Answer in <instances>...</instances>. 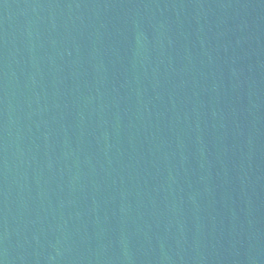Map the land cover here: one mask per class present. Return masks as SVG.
Wrapping results in <instances>:
<instances>
[{"label": "water", "instance_id": "obj_1", "mask_svg": "<svg viewBox=\"0 0 264 264\" xmlns=\"http://www.w3.org/2000/svg\"><path fill=\"white\" fill-rule=\"evenodd\" d=\"M0 264H264V0H0Z\"/></svg>", "mask_w": 264, "mask_h": 264}]
</instances>
